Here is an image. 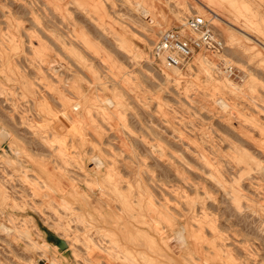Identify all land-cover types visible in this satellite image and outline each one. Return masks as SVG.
I'll return each mask as SVG.
<instances>
[{
  "label": "rangeland",
  "instance_id": "1",
  "mask_svg": "<svg viewBox=\"0 0 264 264\" xmlns=\"http://www.w3.org/2000/svg\"><path fill=\"white\" fill-rule=\"evenodd\" d=\"M0 133V264H264V0H0Z\"/></svg>",
  "mask_w": 264,
  "mask_h": 264
},
{
  "label": "built area",
  "instance_id": "2",
  "mask_svg": "<svg viewBox=\"0 0 264 264\" xmlns=\"http://www.w3.org/2000/svg\"><path fill=\"white\" fill-rule=\"evenodd\" d=\"M225 42L212 20L200 14L185 18L181 24L161 31L152 44L151 55L166 67L184 69L203 53L216 61L215 71L231 77L234 67L221 58Z\"/></svg>",
  "mask_w": 264,
  "mask_h": 264
},
{
  "label": "bare ground",
  "instance_id": "3",
  "mask_svg": "<svg viewBox=\"0 0 264 264\" xmlns=\"http://www.w3.org/2000/svg\"><path fill=\"white\" fill-rule=\"evenodd\" d=\"M142 10H143L144 15L146 14L145 16H148L150 10H148V9H144V8H143ZM142 10H141V11H142ZM238 19H239V18H238ZM248 25H249V24H248ZM201 55L204 56L205 59H207L203 53H198V54H197V56H201ZM202 58H203V57H202ZM175 72H176V71H175ZM209 73H210V72H209ZM177 75H179V73H178ZM225 79H226V78H225ZM226 80H229V79H226ZM226 80H225V82H227ZM228 82H230V80H229ZM224 84H225V83H224ZM227 84H228V83H227ZM230 84H231V87H232V86L235 87V84H234V83H231V82H230ZM230 84H229V85H230ZM4 138H5V134L0 133V141L3 140ZM17 152H18V150H17ZM214 169H216V168H214ZM215 173H219V170L216 169V170H215ZM237 210H238L237 207H234V208L232 209V211H237ZM153 218H154V217H153ZM140 241H141V240H140ZM145 242H146V241H145ZM165 242H166V241H165ZM42 245H43V244H42ZM47 245H48V244H47ZM40 261H42V262H46V259L41 258Z\"/></svg>",
  "mask_w": 264,
  "mask_h": 264
},
{
  "label": "crops",
  "instance_id": "4",
  "mask_svg": "<svg viewBox=\"0 0 264 264\" xmlns=\"http://www.w3.org/2000/svg\"><path fill=\"white\" fill-rule=\"evenodd\" d=\"M93 259H95V258H93ZM95 261H96V264H118L115 261H112V260H109L107 258H104V256H100Z\"/></svg>",
  "mask_w": 264,
  "mask_h": 264
}]
</instances>
